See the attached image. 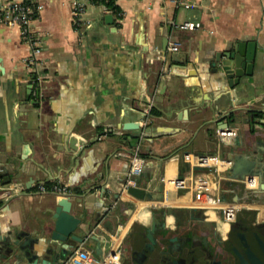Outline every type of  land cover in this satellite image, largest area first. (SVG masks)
<instances>
[{"label": "crops", "instance_id": "obj_1", "mask_svg": "<svg viewBox=\"0 0 264 264\" xmlns=\"http://www.w3.org/2000/svg\"><path fill=\"white\" fill-rule=\"evenodd\" d=\"M115 1L124 13L118 26L106 22L103 5L91 4L86 16L92 23L81 32L73 27L68 1L41 0L32 27L41 35L44 70L52 79L43 87L23 61L30 48L19 29L0 24V264L7 237L40 246L52 258L57 251L51 264L72 253L68 238L52 239L62 197L38 190L47 182L72 189L73 213L81 220L74 233L89 235L74 240L96 256L99 246L104 255L112 247L102 229L121 236L125 248L128 232L140 226L174 234L195 229L215 260L233 259L221 244L232 224L195 202L189 189L180 191L163 179L203 173L198 167L192 172L187 153L252 159L259 145L264 151V130L252 132L240 117L247 106L264 111V0H193L198 6L192 10L174 0ZM186 20L202 27L175 25ZM177 42L179 50L171 51ZM239 43L255 50L256 66L248 88L235 94L213 63L217 53ZM151 105L159 114L143 126ZM232 111L242 134L222 144L214 120ZM135 153L147 161L136 186L154 199L124 192ZM244 173V164L232 165L216 188L221 199L235 197L231 184L244 186ZM9 182L12 193L4 191ZM244 203L249 206L239 214L262 210L253 201Z\"/></svg>", "mask_w": 264, "mask_h": 264}, {"label": "built area", "instance_id": "obj_2", "mask_svg": "<svg viewBox=\"0 0 264 264\" xmlns=\"http://www.w3.org/2000/svg\"><path fill=\"white\" fill-rule=\"evenodd\" d=\"M68 1L71 7L72 24L78 31H84L87 26H90L92 20L86 16L89 5L103 3L108 0H65ZM178 7L192 10L197 8L198 4L193 0H174ZM103 5V4H101ZM106 14H112V10L106 8ZM43 9L41 0H0V24L6 27H17L20 31L22 41L30 48V53L24 58L25 65L33 71V81L39 87L47 86L52 82L50 76L45 73V62L42 60V46L41 35L33 29L32 23L35 17ZM114 16V15H113ZM124 13H118V21L121 22ZM181 30L194 31L202 27L200 22L183 21L175 24ZM180 43H175L171 47V51H178ZM153 106L147 109V115L142 121L143 126L152 124L155 120V115L152 113ZM219 142L222 144H232L239 135V129L236 126L230 125L223 129H217ZM185 160L189 164L190 169L194 172L196 167L206 168L203 173L194 174L191 177V182L188 189L194 195V201L199 203L205 209L218 210L222 219L227 224H233L242 209L248 207L247 203H231L220 198L216 190L219 188L220 182L225 176V173L230 171L233 163L229 159H222L218 155L208 154H190L185 155ZM131 166L128 170V177L124 192H127L130 186H136V178L139 177L146 165V160L138 153L131 157ZM190 179V178H189ZM166 183L173 184L177 189L186 188L187 179H163ZM242 184L247 190L255 191L258 187V177L254 175H247L242 179ZM217 188V189H216ZM70 186L66 183L58 182L52 187H48L46 183L38 186L40 192H54L59 197L72 196ZM156 206L155 202L151 203ZM102 229V228H101ZM111 238V251L104 255L103 258L96 256L83 243L77 246L72 253L65 259L59 261L57 264H119L125 257L126 251L120 243V237L114 233L102 229Z\"/></svg>", "mask_w": 264, "mask_h": 264}, {"label": "flooded vegetation", "instance_id": "obj_3", "mask_svg": "<svg viewBox=\"0 0 264 264\" xmlns=\"http://www.w3.org/2000/svg\"><path fill=\"white\" fill-rule=\"evenodd\" d=\"M240 117L249 124L252 132L264 130L262 113L244 112ZM226 120L239 129L237 138L241 137L239 117L231 112ZM258 147L252 159L247 155L227 158L233 165L244 164L246 173L243 175L258 177V187L254 194L256 201H252L262 209L239 214L228 234L222 239L223 250L232 252L233 259L230 262L215 260L207 248L206 239L195 229H191L188 234H174L160 227L146 229L133 226L124 240V246L131 258L129 261L122 259L119 264H264V151ZM74 237L76 236H68L71 252L78 246Z\"/></svg>", "mask_w": 264, "mask_h": 264}, {"label": "water", "instance_id": "obj_4", "mask_svg": "<svg viewBox=\"0 0 264 264\" xmlns=\"http://www.w3.org/2000/svg\"><path fill=\"white\" fill-rule=\"evenodd\" d=\"M107 23H113L114 16L112 14H108L105 18ZM177 52V51H173ZM224 56V58H223ZM256 66V54L255 50L251 49L250 45L244 46L243 44H235L230 46L227 50L223 52H219L216 54L215 63H213V67L217 70V73H222L228 81L230 89L234 90L235 94L238 89H247L249 86V81L254 76ZM242 111H251L255 113H264L263 110H254L252 107L247 106ZM195 111V110H194ZM236 112V111H232ZM228 114L219 113L216 117L217 120L214 122L217 123V129H223L230 126V123L226 121ZM197 170H206V168L198 167ZM244 175L242 178L247 176ZM222 181V184H224ZM191 179L186 180V188L180 189V191H188V187L190 185ZM12 182L5 187L4 191L13 192L14 189L9 188ZM236 184V185H235ZM233 187V193H235V197L226 198L224 195L222 199L231 203H242V202H251L252 200L256 201L254 196L255 192L247 190L244 186L239 185L238 181H234L231 184ZM128 193L133 195L134 197L144 200L145 198L154 199V195L147 190L140 188L138 186H130L128 188ZM72 197V196H71ZM64 197L58 201V214L56 216V224L55 230L52 234V239L63 240L66 241L68 236L74 235L78 240L84 241L85 236H77L74 232L77 226L81 223V220L78 219L73 213L74 201L73 198ZM82 201V199H79ZM57 251L54 254L57 255ZM97 255L100 258L104 257L103 249L99 246L96 251ZM44 254V255H43ZM40 256H42L43 264H51L54 258L49 257L48 253H43V248L40 246H27L21 242L20 237L11 238L7 237L4 242V246L1 249V260L3 264H8L10 260H17L16 264H38L40 260Z\"/></svg>", "mask_w": 264, "mask_h": 264}, {"label": "trees", "instance_id": "obj_5", "mask_svg": "<svg viewBox=\"0 0 264 264\" xmlns=\"http://www.w3.org/2000/svg\"><path fill=\"white\" fill-rule=\"evenodd\" d=\"M98 5L103 4L106 8L111 9L112 13L114 15V23L116 24V26H118V13L121 11V8L116 4L115 0H108V1H103V3H97ZM152 113L154 115H158L159 112L155 109L152 108ZM256 114H261V113H256ZM143 156H149V154H142ZM58 182H47L46 185L50 188L52 187L54 184H57ZM72 191V189H70ZM82 191H76V193H81Z\"/></svg>", "mask_w": 264, "mask_h": 264}]
</instances>
